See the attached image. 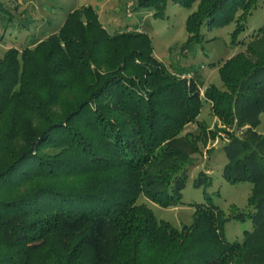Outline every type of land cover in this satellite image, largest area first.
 Here are the masks:
<instances>
[{
    "label": "trees",
    "instance_id": "1",
    "mask_svg": "<svg viewBox=\"0 0 264 264\" xmlns=\"http://www.w3.org/2000/svg\"><path fill=\"white\" fill-rule=\"evenodd\" d=\"M258 0H136L162 17L187 10L185 45L203 25L237 17ZM133 29L138 28L132 25ZM217 68L222 88H203L153 56L145 32L109 34L91 7L59 30L0 59V264H264V27ZM209 104L222 127V177L248 182L253 229L227 242L228 218L195 206L177 230L158 221L144 197L179 202L198 143L215 133L197 121ZM198 126V133L182 134ZM244 132L238 136L237 131ZM205 174L193 183L200 186ZM234 218L243 219L242 215Z\"/></svg>",
    "mask_w": 264,
    "mask_h": 264
},
{
    "label": "rangeland",
    "instance_id": "2",
    "mask_svg": "<svg viewBox=\"0 0 264 264\" xmlns=\"http://www.w3.org/2000/svg\"><path fill=\"white\" fill-rule=\"evenodd\" d=\"M136 0H0V59L7 49L22 50L56 33L66 16L80 7L91 6L98 14L100 23L109 34L116 32H145L151 39L153 56L172 72L190 78L197 75L204 87L212 85L222 88L217 68L224 61L243 51L242 42L247 43L259 28L264 27V0H258L256 8L240 24L244 29L235 39L231 34L237 25V17L227 23L216 21L211 27L203 25L200 38L185 45L187 33L184 28L186 17L194 10L169 4L162 17L152 16L153 11L135 8ZM130 25V26H129ZM132 25L138 28L133 29ZM256 130L264 136V111L259 114ZM197 121L207 131L215 133L198 143V152L191 156L192 163L186 169V180L179 202L166 208L149 202L144 197L138 203L145 204L158 221L168 223L179 230L193 221L195 206L206 207L209 203L217 207L228 221L224 225L227 242H241L245 232L253 225L247 198L251 185L248 182L230 183L222 177L226 162L222 147L226 142L222 127L212 115L209 104L201 103ZM238 136L244 132L237 131ZM198 133V126L185 127L182 134ZM205 174L200 186L193 183ZM242 215L243 219L234 218Z\"/></svg>",
    "mask_w": 264,
    "mask_h": 264
},
{
    "label": "built area",
    "instance_id": "3",
    "mask_svg": "<svg viewBox=\"0 0 264 264\" xmlns=\"http://www.w3.org/2000/svg\"><path fill=\"white\" fill-rule=\"evenodd\" d=\"M182 77H186L185 75H183ZM186 78H190L189 76H187Z\"/></svg>",
    "mask_w": 264,
    "mask_h": 264
},
{
    "label": "crops",
    "instance_id": "4",
    "mask_svg": "<svg viewBox=\"0 0 264 264\" xmlns=\"http://www.w3.org/2000/svg\"><path fill=\"white\" fill-rule=\"evenodd\" d=\"M130 26V25H129Z\"/></svg>",
    "mask_w": 264,
    "mask_h": 264
}]
</instances>
